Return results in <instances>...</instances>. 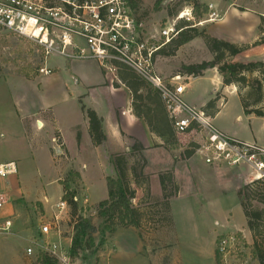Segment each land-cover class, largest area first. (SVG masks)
Segmentation results:
<instances>
[{"label": "rangeland", "instance_id": "374dc122", "mask_svg": "<svg viewBox=\"0 0 264 264\" xmlns=\"http://www.w3.org/2000/svg\"><path fill=\"white\" fill-rule=\"evenodd\" d=\"M129 1L134 6L131 14L136 30L148 45L160 46L159 31L163 27L179 20L187 22L178 17L186 13L189 0ZM197 1L206 7V14L197 19L191 11L193 21L187 22L189 27L210 38L246 48L227 59L228 63L264 62V0ZM209 4L219 13V20L206 21ZM212 59L213 54L203 38L196 37L181 46L173 56H155V70L164 79L179 76L183 84H187L182 101L188 107L202 111L214 101L218 111L211 118V123L216 130L264 149V120L243 114L236 86L224 87L220 77L213 93L212 75H216V68L207 69L208 72L197 78L180 74L182 66ZM44 66L51 70L48 77L38 72ZM96 72L93 61H65L54 54L44 58L42 48L35 43L0 34V165L13 163L15 166L13 175L4 179L0 177V185L4 187L5 179H10L8 191L20 189L23 192L19 199L14 201L10 197L9 200L13 214L19 211L15 221L18 229H29L33 234L27 237V241L0 237V264H40L37 260L40 241L56 243L61 251L68 252L67 240L71 242L74 221L79 217L90 220L97 230L95 243L102 239L103 244L97 251L82 253L73 264H215L213 255L218 239L231 234H240L239 244L235 254L221 263L257 264L249 255L252 238L236 196L239 188L253 181L254 172L246 165L229 168L205 164L195 152L204 139L202 133L176 135L177 142L172 147L152 144L144 133L139 135L146 145L141 151L132 152L122 143L116 148L118 150L103 153L105 156L109 154L108 158L91 160L72 159L65 153H56L54 149L63 150L56 131L47 132L42 128L36 135L25 131L24 123L28 125L29 121L22 120V115L29 109L47 105L63 128L70 147L72 143L66 127L80 125L82 118H86L82 108L91 106V95H83H86V85L91 82V73L96 75ZM100 74L103 78L101 87H122L104 72ZM247 78L249 83L254 79L261 80L263 98L257 106L263 109L264 80L257 74L247 75ZM42 79L44 81L41 82ZM250 91L254 93L249 86L241 85L239 88L245 98ZM44 116L49 119L48 110L44 111ZM50 141L53 142V150H48ZM116 156L125 160L126 178L135 191L132 204L141 216L140 228L117 227L113 234L108 235L100 232L101 221L96 217V208L100 201L106 199L105 178L115 177L111 157ZM140 166L143 167L141 176L136 179L140 186H136L130 168L134 167L137 172ZM91 168L95 170L93 174ZM77 170L85 171L86 187L80 177V181L70 184V189L75 192L78 209L82 210L71 217L67 208L58 226L51 223L50 231L42 235L41 226L51 222L55 205L62 196L58 182L66 181L70 172ZM164 175H169V180H165ZM95 176L97 179L93 178ZM161 177L165 181L164 191L159 183ZM164 194L168 198L171 196L167 202V213ZM2 195L7 203L6 195ZM167 218L169 223L166 226ZM261 224L264 226V221ZM27 248L32 252L29 256L25 252Z\"/></svg>", "mask_w": 264, "mask_h": 264}, {"label": "built area", "instance_id": "2783aa9c", "mask_svg": "<svg viewBox=\"0 0 264 264\" xmlns=\"http://www.w3.org/2000/svg\"><path fill=\"white\" fill-rule=\"evenodd\" d=\"M129 0H0V34L25 38L42 48L44 58L52 54L64 59L93 61L117 85V65L131 69L136 76L158 91L167 116L176 135L190 132L202 133L203 141L195 152L207 165H226L238 168L246 165L254 172V180L264 179V149L230 138L216 130L211 118L203 111L188 107L182 101L185 86L179 76L162 78L155 70V57L160 46L177 35L174 25L159 31L162 43L148 45L137 32ZM178 19L193 21L192 8L186 9ZM207 22L220 19L212 4L208 5ZM41 75L51 70L39 68ZM15 173L13 163L0 165V177ZM75 200V199H74ZM6 204L0 192V210ZM61 200L55 205L51 222L40 228L42 235L50 231L51 223L58 226L67 209ZM10 222L0 226V236L7 235ZM239 239L236 235L222 236L217 241V251L222 262L235 254ZM40 252L47 254L56 264H73L68 252L61 251L56 243L40 241ZM31 255V249H26Z\"/></svg>", "mask_w": 264, "mask_h": 264}, {"label": "trees", "instance_id": "16d2710c", "mask_svg": "<svg viewBox=\"0 0 264 264\" xmlns=\"http://www.w3.org/2000/svg\"><path fill=\"white\" fill-rule=\"evenodd\" d=\"M187 6L192 8V14L197 19L206 14V7L199 4L197 0H189ZM131 9L132 3L128 2ZM177 35L168 43L159 47L154 57L157 55L167 57L173 56L174 53L183 45L190 42L196 37H202L208 50L213 54V59L210 62H202L182 66L180 74L187 77H202L203 73L210 68H216L221 77L222 85L236 86L237 95L240 98L243 114L245 116H254L264 118V108L260 109L257 105L262 103L261 80L254 79L251 83L247 75L257 74L264 80V62H227V59L237 56L245 47H239L234 44L210 38L209 36L198 33L194 28L189 27L187 22L179 20L175 25ZM257 45V44H256ZM117 78L123 85L130 96V108L134 117L142 121L148 131L155 135L162 143V146L172 147L176 145L177 138L172 124L167 116L165 107L160 99L157 90L152 88L150 84L139 78L134 72L123 65H117ZM241 85L253 88V92H248L247 97H243L239 92ZM257 106V107H255ZM85 116L88 122V134L93 145H101L105 141V136L102 132V120L90 109H84ZM208 110H212L209 112ZM205 115L213 118L217 113L214 101L207 104L203 110ZM143 148L134 141L130 150L139 152ZM191 152H188V154ZM111 162L115 170V177H106L105 186L107 197L100 201L96 208V217L101 221L100 232L102 234L111 235L117 227H133L140 228V213L133 206L132 201L135 198V191L131 188L128 179L126 178V163L122 157H111ZM142 166L137 172L134 167L130 168L131 177L135 180V185L140 186V182L136 179L141 175ZM165 180H169V175H164ZM80 181V176L77 172H70L69 177L64 182H58L62 188L61 201L65 202L70 216L74 217L82 209L76 204L75 192L70 189V184L74 181ZM161 189L165 190V181L161 177L159 180ZM236 196L245 219L246 229L251 235L252 244L249 248L250 257L257 264H264V226L261 222L264 221V179H257L242 186L236 191ZM164 203L167 213V202L171 198L164 194ZM81 209V210H80ZM168 217V216H167ZM169 223L167 218L166 226ZM73 235L68 248V256L74 262L84 252L97 251L103 244L102 239L95 243L96 228L92 225L88 218H77L74 221ZM236 237L240 240V234ZM241 242H243L241 240ZM217 245V244H216ZM37 260L40 264H56V261L50 258L47 254L39 252ZM222 256L214 250V263L222 264Z\"/></svg>", "mask_w": 264, "mask_h": 264}, {"label": "crops", "instance_id": "0c3cea01", "mask_svg": "<svg viewBox=\"0 0 264 264\" xmlns=\"http://www.w3.org/2000/svg\"><path fill=\"white\" fill-rule=\"evenodd\" d=\"M93 63L95 64V67H97V72L96 75L91 73V82H89V84L86 85V90H87L86 95L83 96L88 97L91 95V106L90 107L85 106V107L86 109L92 110L97 115V117L102 120V132L105 136V141L101 145L98 146L93 145L88 134L87 119L83 117L82 123L80 125H69L68 127H66L67 135L69 137L70 142L72 143V145L69 147L66 141L63 128L53 116L51 112V107L47 105L45 106V108L43 106L40 108L29 109L24 113V115H22V120L29 121V123H27L28 125H26V122L24 123L25 131L26 132L29 131L31 135H36L37 131L41 130L42 128H44L45 131L47 132L56 131L58 135L57 138L60 139L63 150L61 151L60 149L59 150L54 149V151H56V153H60V152L65 153L72 159L91 158V160H100L102 159V157L108 158L109 154L105 156L103 153L110 150L111 151L118 150L116 148L120 147L122 143L123 145L128 146L130 148L134 140L139 142L142 147H146V145H143L142 139L139 136V135H144V133L152 144L161 145L162 144L161 141L155 135L151 134L148 131L146 125L142 121H140L139 119L133 116L130 108V96L127 89L123 85H120L122 87L118 89H111L108 86L101 87V85L103 84L102 83L103 78L100 73H102L103 71L99 68L97 63L95 62ZM206 72H204V74ZM216 76H219L218 72L216 73V75H212V83L214 85L213 93L216 92L215 87L218 86L219 84L218 80L220 79V76L218 77V79L216 78ZM42 81H44V79H42L41 82ZM214 82H216V85L214 84ZM186 85L184 84L185 87ZM117 92H120L121 94L120 93L118 94ZM120 95H123L124 97L122 98ZM80 96L83 97L82 94ZM45 110H48L50 113L49 119H47V117L44 116ZM260 119L264 120V118H260ZM37 122L40 123V127H37ZM48 150H53V142L51 141H50V148H48ZM126 151H129V149H127ZM93 170L94 169L91 168L92 174H93ZM77 172L80 174V177H82L83 184L86 187L85 180L83 179V177L85 178V174H84L85 171L80 172L79 170H77ZM93 178L97 179L96 176ZM252 179L254 180L255 178L253 177ZM10 183H11L10 179H5L4 187H2L3 184L0 185L1 186L0 191H2L4 195H6V199H7L6 205L3 207L2 210H0V226H2L5 221L10 222V228L8 234L0 237H3L2 239H6L8 237L11 240L12 238H18L19 240L27 241L28 240L27 237H31V235H33L32 231L29 229L28 230L18 229L15 221H17L19 211H17V213L15 212V215L13 214L14 211H12V206L10 204L11 202L9 200V198L11 197V200L15 201L20 197H22V195L24 194L20 189H16L9 192L7 187ZM6 190L8 192H6ZM85 201H88V199ZM42 218L45 219V216H43ZM69 245H70V240H67V246L69 247ZM138 256H140L141 258H146L143 255H138ZM98 264L101 263L99 262Z\"/></svg>", "mask_w": 264, "mask_h": 264}, {"label": "water", "instance_id": "95a60500", "mask_svg": "<svg viewBox=\"0 0 264 264\" xmlns=\"http://www.w3.org/2000/svg\"><path fill=\"white\" fill-rule=\"evenodd\" d=\"M219 76H216V78L218 79ZM214 84L216 85V82H214ZM37 127H40V123L37 122Z\"/></svg>", "mask_w": 264, "mask_h": 264}]
</instances>
